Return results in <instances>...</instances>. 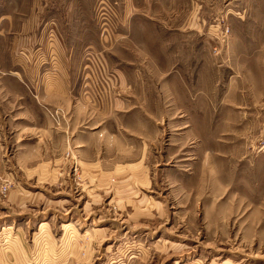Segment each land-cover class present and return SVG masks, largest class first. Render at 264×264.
<instances>
[{
  "label": "rangeland",
  "instance_id": "374dc122",
  "mask_svg": "<svg viewBox=\"0 0 264 264\" xmlns=\"http://www.w3.org/2000/svg\"><path fill=\"white\" fill-rule=\"evenodd\" d=\"M0 79V264H264V0H0Z\"/></svg>",
  "mask_w": 264,
  "mask_h": 264
},
{
  "label": "crops",
  "instance_id": "0c3cea01",
  "mask_svg": "<svg viewBox=\"0 0 264 264\" xmlns=\"http://www.w3.org/2000/svg\"><path fill=\"white\" fill-rule=\"evenodd\" d=\"M1 75H4V74L1 73ZM66 75H67V71H66ZM63 81L68 82V79L66 77L64 78V75H63ZM65 82H63L62 84H60V82H59L57 84V86H55V89L54 90H52L51 92H49V91L46 92V96H45L46 102L47 101L52 102L53 101V95H55V94H56L57 97H60L61 96V99L62 100H64V98L67 97V92L65 91L66 89L64 88V84L66 86V83ZM0 85H1L2 89L5 91L6 86H7L6 80L5 79H0ZM60 85H61V89H60ZM17 99L19 100V101L17 100V102H20V101L23 102V100L25 99V97H24V95H20V96L17 97ZM42 225H43V223L41 225H39V227H41Z\"/></svg>",
  "mask_w": 264,
  "mask_h": 264
},
{
  "label": "built area",
  "instance_id": "2783aa9c",
  "mask_svg": "<svg viewBox=\"0 0 264 264\" xmlns=\"http://www.w3.org/2000/svg\"><path fill=\"white\" fill-rule=\"evenodd\" d=\"M51 116L53 117V115L51 114Z\"/></svg>",
  "mask_w": 264,
  "mask_h": 264
}]
</instances>
